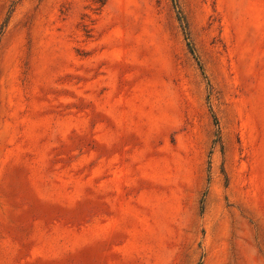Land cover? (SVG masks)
<instances>
[{
    "label": "rangeland",
    "instance_id": "obj_1",
    "mask_svg": "<svg viewBox=\"0 0 264 264\" xmlns=\"http://www.w3.org/2000/svg\"><path fill=\"white\" fill-rule=\"evenodd\" d=\"M175 1L0 0V264H264V0Z\"/></svg>",
    "mask_w": 264,
    "mask_h": 264
},
{
    "label": "trees",
    "instance_id": "obj_2",
    "mask_svg": "<svg viewBox=\"0 0 264 264\" xmlns=\"http://www.w3.org/2000/svg\"><path fill=\"white\" fill-rule=\"evenodd\" d=\"M173 2H174V4L176 5V1L175 0H173ZM178 18H179V21H180V23L182 24V26H183V32H184V37H185V39L187 40V45H188V48H189V50H190V53L194 56V58H196L197 59V57H196V53H195V49H194V46H193V44H192V42L190 41V39H189V33H188V29H187V24L185 23V19H184V17L182 16V15H178ZM199 64V66H200V70L202 71V74H204L203 73V68L201 67V65H200V63H198ZM214 120H215V123L217 124V119L214 117ZM203 202V201H202Z\"/></svg>",
    "mask_w": 264,
    "mask_h": 264
}]
</instances>
